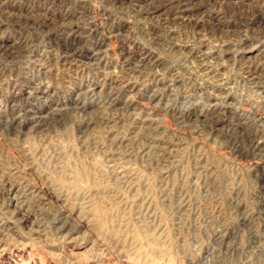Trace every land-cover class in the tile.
<instances>
[{"label": "rangeland", "instance_id": "obj_1", "mask_svg": "<svg viewBox=\"0 0 264 264\" xmlns=\"http://www.w3.org/2000/svg\"><path fill=\"white\" fill-rule=\"evenodd\" d=\"M0 264H264V0H0Z\"/></svg>", "mask_w": 264, "mask_h": 264}, {"label": "bare ground", "instance_id": "obj_2", "mask_svg": "<svg viewBox=\"0 0 264 264\" xmlns=\"http://www.w3.org/2000/svg\"><path fill=\"white\" fill-rule=\"evenodd\" d=\"M174 19V18H173ZM252 22V21H251ZM171 23V22H170Z\"/></svg>", "mask_w": 264, "mask_h": 264}]
</instances>
